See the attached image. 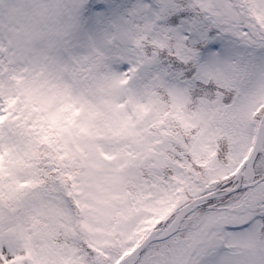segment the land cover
<instances>
[{"label": "snow or ice", "instance_id": "snow-or-ice-1", "mask_svg": "<svg viewBox=\"0 0 264 264\" xmlns=\"http://www.w3.org/2000/svg\"><path fill=\"white\" fill-rule=\"evenodd\" d=\"M0 264H264V0H0Z\"/></svg>", "mask_w": 264, "mask_h": 264}]
</instances>
